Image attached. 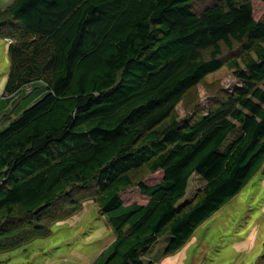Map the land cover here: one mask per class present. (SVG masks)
Listing matches in <instances>:
<instances>
[{
  "label": "trees",
  "instance_id": "trees-1",
  "mask_svg": "<svg viewBox=\"0 0 264 264\" xmlns=\"http://www.w3.org/2000/svg\"><path fill=\"white\" fill-rule=\"evenodd\" d=\"M195 1L0 8V37L12 39L3 95L48 87L0 130V253L50 235L94 198L116 237L90 264H151L140 251L167 232L166 253L181 249L261 170L264 0L260 15L256 0ZM224 66L243 83L178 119L177 104ZM195 173L205 184L181 202ZM136 188L143 200L126 202Z\"/></svg>",
  "mask_w": 264,
  "mask_h": 264
},
{
  "label": "rangeland",
  "instance_id": "rangeland-1",
  "mask_svg": "<svg viewBox=\"0 0 264 264\" xmlns=\"http://www.w3.org/2000/svg\"><path fill=\"white\" fill-rule=\"evenodd\" d=\"M14 0H0V8ZM215 0H196L201 7ZM257 14L263 11L262 3L255 1ZM9 42L0 37V94H4L10 69ZM243 83L233 71L224 66L210 73L176 106L178 119L187 115L208 113L218 96ZM32 92L22 87L14 95H4L2 104L13 106V113L0 125V130L23 109L41 99L48 91L44 82L30 83ZM10 113V112H9ZM8 113V114H9ZM167 120L165 123H168ZM241 134V127L234 130L221 147L222 151ZM205 184L195 173L181 202L193 199ZM125 201L140 200L139 189L131 190ZM126 194V193H124ZM123 194V195H124ZM116 235L96 199L83 202L82 208L52 226L51 234L35 239L16 249L0 253V264H90L112 243ZM172 239L167 232L154 243L140 251L145 262L151 264H264V166L242 191L197 228L188 245L180 252L166 253Z\"/></svg>",
  "mask_w": 264,
  "mask_h": 264
},
{
  "label": "crops",
  "instance_id": "crops-1",
  "mask_svg": "<svg viewBox=\"0 0 264 264\" xmlns=\"http://www.w3.org/2000/svg\"><path fill=\"white\" fill-rule=\"evenodd\" d=\"M5 39H7L8 40V42H9V46H10V41H9V39L10 38H5ZM8 50H9V47H8ZM9 53V52H8ZM7 76H8V74H7ZM4 95H2V97H3ZM1 97V98H2ZM1 103H2V100L0 101V125L2 124V122L4 121L5 122V120H7L8 119V116H10L12 113H13V106L11 107V106H8V105H6V104H2L1 105ZM10 112V113H9ZM9 113V114H8ZM11 121V120H10ZM192 239V237L190 238V240ZM189 240V241H190ZM189 241L181 248V249H179L178 251H182L187 245H188V243H189ZM177 252V251H176Z\"/></svg>",
  "mask_w": 264,
  "mask_h": 264
},
{
  "label": "built area",
  "instance_id": "built-area-1",
  "mask_svg": "<svg viewBox=\"0 0 264 264\" xmlns=\"http://www.w3.org/2000/svg\"><path fill=\"white\" fill-rule=\"evenodd\" d=\"M9 41L12 42V39H9ZM27 90H28V92H30L31 91V88L28 87ZM1 97H2V95L0 94V99H1Z\"/></svg>",
  "mask_w": 264,
  "mask_h": 264
}]
</instances>
